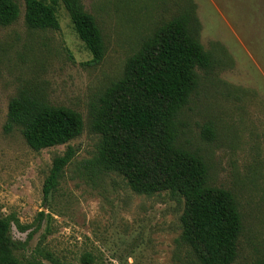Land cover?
I'll list each match as a JSON object with an SVG mask.
<instances>
[{
    "label": "rangeland",
    "instance_id": "obj_1",
    "mask_svg": "<svg viewBox=\"0 0 264 264\" xmlns=\"http://www.w3.org/2000/svg\"><path fill=\"white\" fill-rule=\"evenodd\" d=\"M50 1V0H47ZM105 37L101 64L77 38L60 4L59 30L34 31L20 15L0 27V212L15 215L13 240L26 243L18 257L32 264H185L178 251L183 207L167 196H139L116 174L91 177L82 168L97 136L88 113L116 80L126 59L151 27L195 6L200 43L218 65L199 72L196 93L183 110L182 141L210 167V184L236 197L244 231L234 264L264 252V0H82ZM40 91L55 106L79 112L85 128L69 145L73 162L58 191L45 202L42 186L54 156L66 146L35 152L17 129L5 130L9 100L19 91ZM211 125L212 140L204 138ZM44 213L39 217V213Z\"/></svg>",
    "mask_w": 264,
    "mask_h": 264
},
{
    "label": "trees",
    "instance_id": "obj_2",
    "mask_svg": "<svg viewBox=\"0 0 264 264\" xmlns=\"http://www.w3.org/2000/svg\"><path fill=\"white\" fill-rule=\"evenodd\" d=\"M24 24L34 31L59 30L58 7L65 10L77 38L92 56L89 65L102 63L105 37L82 0H23ZM18 0H0V27L19 18ZM200 23L192 3L166 21L155 23L129 56L120 76L102 91L88 113V127L97 136L91 157L82 168L91 177L116 174L135 194L165 195L182 205L178 251L185 264H234L244 226L239 204L228 189L210 184L205 157L182 141V115L200 82L199 72L211 73L218 59L200 43ZM5 130L17 129L35 152L66 146L53 157L42 193L44 201L60 186L76 151L69 143L83 133L82 115L74 109L50 104L40 91L22 90L9 100ZM211 125L204 138L212 140ZM44 213H39L43 217ZM15 215L0 212V264H32L17 253L26 243L13 240ZM85 264L92 263L85 256ZM246 264H264V252Z\"/></svg>",
    "mask_w": 264,
    "mask_h": 264
}]
</instances>
